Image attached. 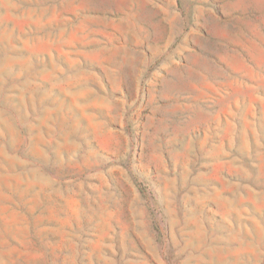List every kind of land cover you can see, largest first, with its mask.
Instances as JSON below:
<instances>
[{
  "label": "rangeland",
  "instance_id": "rangeland-1",
  "mask_svg": "<svg viewBox=\"0 0 264 264\" xmlns=\"http://www.w3.org/2000/svg\"><path fill=\"white\" fill-rule=\"evenodd\" d=\"M0 264H264V0H0Z\"/></svg>",
  "mask_w": 264,
  "mask_h": 264
}]
</instances>
